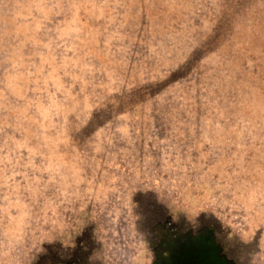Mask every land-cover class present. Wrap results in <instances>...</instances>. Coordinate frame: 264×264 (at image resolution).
<instances>
[{"label":"rangeland","instance_id":"374dc122","mask_svg":"<svg viewBox=\"0 0 264 264\" xmlns=\"http://www.w3.org/2000/svg\"><path fill=\"white\" fill-rule=\"evenodd\" d=\"M197 233L264 264V0H0V264Z\"/></svg>","mask_w":264,"mask_h":264},{"label":"trees","instance_id":"16d2710c","mask_svg":"<svg viewBox=\"0 0 264 264\" xmlns=\"http://www.w3.org/2000/svg\"><path fill=\"white\" fill-rule=\"evenodd\" d=\"M185 237L171 244L169 256L163 264H217L213 258L214 245L202 233Z\"/></svg>","mask_w":264,"mask_h":264},{"label":"flooded vegetation","instance_id":"af4514ba","mask_svg":"<svg viewBox=\"0 0 264 264\" xmlns=\"http://www.w3.org/2000/svg\"><path fill=\"white\" fill-rule=\"evenodd\" d=\"M202 235H203V237H204L205 239H209L208 236H206V235H204V234H202ZM185 238H186V237H185ZM171 239H173V240H172V244H175V243L178 242L179 239H181V238L178 237V238H171ZM171 247H172V246H171ZM171 247H170V249H171ZM169 253H170V251L165 252V253L159 258L157 264H163V263H165V262H166V258L169 256Z\"/></svg>","mask_w":264,"mask_h":264}]
</instances>
